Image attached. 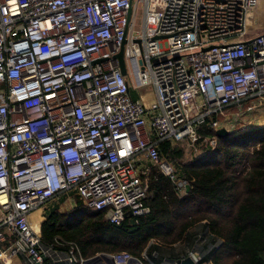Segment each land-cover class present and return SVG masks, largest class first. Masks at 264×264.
I'll list each match as a JSON object with an SVG mask.
<instances>
[{
  "label": "built area",
  "instance_id": "1",
  "mask_svg": "<svg viewBox=\"0 0 264 264\" xmlns=\"http://www.w3.org/2000/svg\"><path fill=\"white\" fill-rule=\"evenodd\" d=\"M140 6L143 28L136 30ZM258 6L0 0V259L38 264L46 255L81 264L86 257L76 243H44L35 210L75 192L114 224L130 211L144 215L151 165L177 179L160 156L161 140L194 145L202 125L227 128L232 107L264 105V31L251 28ZM124 40L125 73L116 57ZM149 84L157 99L147 106L132 90ZM176 182L184 192L185 182ZM108 254L117 264L135 256ZM187 256L214 264L196 250L181 259Z\"/></svg>",
  "mask_w": 264,
  "mask_h": 264
},
{
  "label": "trees",
  "instance_id": "2",
  "mask_svg": "<svg viewBox=\"0 0 264 264\" xmlns=\"http://www.w3.org/2000/svg\"><path fill=\"white\" fill-rule=\"evenodd\" d=\"M199 132L202 139L190 144L199 153L189 159H184L180 143L159 142L161 158L175 166L176 181L189 185L184 192L159 164H152L146 175L151 210L127 215L121 224L111 223L104 210L94 208L67 216L48 200L41 224L44 243L68 249L67 242H74L77 254L86 258L99 251L143 257L145 250L151 253L184 240L196 222L207 219L211 232L222 240L204 260L264 264V129L218 136L205 124ZM205 138L208 143L199 148ZM211 139H216L213 145ZM40 264L63 263L47 257Z\"/></svg>",
  "mask_w": 264,
  "mask_h": 264
},
{
  "label": "rangeland",
  "instance_id": "3",
  "mask_svg": "<svg viewBox=\"0 0 264 264\" xmlns=\"http://www.w3.org/2000/svg\"><path fill=\"white\" fill-rule=\"evenodd\" d=\"M258 19L255 20L252 29L255 30L253 27L256 25L258 27V31H264V0H259L258 6ZM143 19H144V8L143 6L138 7L135 17V29L142 30L143 28ZM257 32V30H255ZM132 95L136 97H140L145 105L150 106L156 99V89L152 84L143 86L139 89H133ZM249 102L245 103V105L241 106H234L232 107V113L228 116V121H225V125L227 129L231 133H238V132H259L264 129V105L260 106H253L249 107ZM222 119H224L222 117ZM211 142V141H210ZM208 143L207 139L205 142L201 143L199 148L205 146ZM185 148V156L184 159H189L193 157L194 154H198L199 150L198 147L195 148L191 146L188 142L183 141L180 143ZM211 145L212 142L210 143ZM174 166V164H173ZM175 168V166H174ZM49 204L51 207H59L61 210H64L67 216H74L76 214L89 211L92 209L83 198L77 195L75 192L63 194L60 198L54 197L50 199ZM43 220L45 219V213L43 212ZM42 220V221H43ZM104 252V251H99ZM154 252L153 259L157 263L163 262V251L153 250ZM97 254V253H96ZM151 258V257H150Z\"/></svg>",
  "mask_w": 264,
  "mask_h": 264
},
{
  "label": "crops",
  "instance_id": "4",
  "mask_svg": "<svg viewBox=\"0 0 264 264\" xmlns=\"http://www.w3.org/2000/svg\"><path fill=\"white\" fill-rule=\"evenodd\" d=\"M46 206L47 204L44 203L31 214V219L33 218L34 214H36V212L40 214L38 223L34 224V227L40 232L42 220L44 218L43 212H45ZM221 240L222 239L220 237H217L214 233L211 232L207 219H202L196 222L193 227H191L184 240L178 241L171 246H163L162 249H155V251H163V262L157 263L152 256L154 255V252L152 254V252L148 253L146 250L142 252L143 257L141 258L145 263L149 262L151 264H174L175 262H178L181 257L184 254L188 253L190 250H196L204 255L210 254V252L216 245H218V243L221 242ZM0 264H25V260L23 257L17 256L13 257L9 262L0 259Z\"/></svg>",
  "mask_w": 264,
  "mask_h": 264
},
{
  "label": "water",
  "instance_id": "5",
  "mask_svg": "<svg viewBox=\"0 0 264 264\" xmlns=\"http://www.w3.org/2000/svg\"><path fill=\"white\" fill-rule=\"evenodd\" d=\"M125 42L126 41L124 40L121 51L116 56L119 60L121 70L124 73L126 72L125 59H124V43ZM228 133L230 132L226 127H221L217 129L218 136H224V135H227ZM186 188L187 189L189 188L188 184H186ZM126 215H132V212L130 211ZM43 258L46 259L47 256L43 255ZM132 262H136L137 264H142V260L135 256L128 262V264H131ZM179 262L181 264H194V261L190 256H187L181 259ZM81 264H117V263L115 259L112 256H110L107 252H100L91 257H87L86 259L82 261Z\"/></svg>",
  "mask_w": 264,
  "mask_h": 264
},
{
  "label": "bare ground",
  "instance_id": "6",
  "mask_svg": "<svg viewBox=\"0 0 264 264\" xmlns=\"http://www.w3.org/2000/svg\"><path fill=\"white\" fill-rule=\"evenodd\" d=\"M39 219H40V214L38 212H36V214H34V216L32 218L33 224H37Z\"/></svg>",
  "mask_w": 264,
  "mask_h": 264
}]
</instances>
